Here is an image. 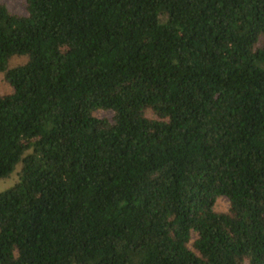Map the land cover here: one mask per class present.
<instances>
[{
    "label": "trees",
    "instance_id": "1",
    "mask_svg": "<svg viewBox=\"0 0 264 264\" xmlns=\"http://www.w3.org/2000/svg\"><path fill=\"white\" fill-rule=\"evenodd\" d=\"M24 9L0 1V264H264V0Z\"/></svg>",
    "mask_w": 264,
    "mask_h": 264
},
{
    "label": "rangeland",
    "instance_id": "2",
    "mask_svg": "<svg viewBox=\"0 0 264 264\" xmlns=\"http://www.w3.org/2000/svg\"><path fill=\"white\" fill-rule=\"evenodd\" d=\"M1 3L7 6V8L16 15H25V9H24V0H0ZM25 58H14L10 61L11 67H16L17 65H22L25 63ZM11 89L5 82L4 75H0V95H5L9 93ZM111 114L107 112H98L97 116L102 117H109ZM21 164H18L14 170V172L4 180H0V193L5 192L12 188L14 185H16L20 180V174H21ZM229 207V201L227 198H221L218 200L216 209L219 212H225L227 211Z\"/></svg>",
    "mask_w": 264,
    "mask_h": 264
}]
</instances>
